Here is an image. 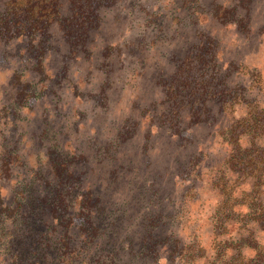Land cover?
Returning <instances> with one entry per match:
<instances>
[{"label": "rangeland", "instance_id": "1", "mask_svg": "<svg viewBox=\"0 0 264 264\" xmlns=\"http://www.w3.org/2000/svg\"><path fill=\"white\" fill-rule=\"evenodd\" d=\"M232 4L105 0L76 9L71 28L66 10V25L0 34V264H264V125L250 137L257 172H210L228 160L221 121L255 105L264 119V0L246 25L215 18ZM193 47L224 64L236 111L213 104L172 141L157 109L175 67L202 54ZM226 181L234 195L218 226ZM86 192L98 222L87 246L76 202ZM51 193L62 205L54 216Z\"/></svg>", "mask_w": 264, "mask_h": 264}, {"label": "trees", "instance_id": "2", "mask_svg": "<svg viewBox=\"0 0 264 264\" xmlns=\"http://www.w3.org/2000/svg\"><path fill=\"white\" fill-rule=\"evenodd\" d=\"M104 1L105 0H0V34H3V32L11 33L21 31L26 26L31 27L34 32L37 30L44 32L52 26L66 25L69 18L66 15V10L71 13L69 24L73 25L68 27L71 28L76 23L73 16L76 9L86 8L87 10L92 9L96 11L99 8V4H103ZM232 1L234 4L230 6L220 7L222 5H218L220 8L216 11L215 18L220 19L231 14L236 17L235 21H237V24L244 23L246 25L249 23L247 17H249L254 4H256L258 0ZM94 13L97 14L98 12ZM193 49L196 50L195 53L201 52L202 54L191 59V61L187 58V60L181 61V63L175 67L173 78H168L165 81V83H168L162 93V102H165V105L160 103L157 109L159 110L158 119H161L162 122L168 125L169 129H172L169 135L172 141H175L172 137H176L180 132H184L185 127L183 126L187 127L186 120H202L205 112L207 113L210 110L211 113L212 107L215 108L217 106V110H219L221 114H226L227 116L236 111L233 107H235L237 99L235 96L237 92L232 87L233 82L229 80L227 69H223L224 64L218 62V60H215L213 57L212 59H206L204 57L208 47L206 49H204V47H193ZM227 68H229V66H227ZM213 104H216V106H213ZM256 106L257 105L249 107L250 109L239 118L232 116L230 118L226 117L221 121L222 130L219 128L218 133L221 132L222 135H224L222 144H227V146H230V149L228 152H224L225 158H228L226 163H218L211 166L210 172L212 174L220 175L219 172L222 170L232 171L233 168L237 171V175L258 171L259 165H261V156H259L261 154L258 153L259 151L255 147L253 138L250 137L259 132L264 125V119L263 114L257 111ZM211 120L214 121V116ZM243 134L247 135L246 137L249 139L244 146L240 144L241 135ZM113 139L114 135H111L107 143L113 141ZM225 140H227V143ZM210 143L213 144V141ZM6 153L5 156H8L9 151ZM42 166H36V171H33V174L36 175L37 172H41L42 170L44 173H47L50 167L47 159L46 163H43ZM52 176H54V174H49V178ZM238 179L239 176L237 177V180ZM220 180L222 181V178H219V181ZM230 181L223 182L217 194L221 199L219 205L216 203L214 217L216 219L215 224L218 226L222 224L221 216L229 213L227 206L230 200L233 199L235 183L229 186L228 183ZM256 185V182H249L251 188ZM252 192L258 191L254 190ZM51 194L52 196L48 200H51V212L53 211L52 213L54 216V211L57 213L61 212L62 205L57 194ZM90 199L91 196L88 192L79 196V198L78 196L76 197V202L80 210L79 215L82 217L79 228L81 234H79L78 237L81 238L80 242L86 246L87 244H91V240L93 239L88 235L89 231L91 235L92 231L94 232L98 228V222H93L95 224L89 223L92 214L88 210L89 206H87V203ZM28 201L29 198L27 196V207L29 206ZM95 201L97 202V200ZM83 236L84 238H82ZM160 243L161 242L153 244L154 246L152 247L151 254H148L150 250L149 246L147 252L149 258L155 255L156 259L159 258L158 254L161 249L159 246ZM94 245L100 247L99 241L96 240ZM180 259L184 262L182 257ZM46 262L47 261L43 259L41 262L35 261L34 264H46ZM81 264L88 263H86V260L83 258Z\"/></svg>", "mask_w": 264, "mask_h": 264}]
</instances>
